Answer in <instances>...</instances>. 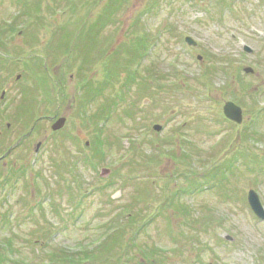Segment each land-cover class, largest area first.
I'll list each match as a JSON object with an SVG mask.
<instances>
[{
    "label": "rangeland",
    "instance_id": "obj_1",
    "mask_svg": "<svg viewBox=\"0 0 264 264\" xmlns=\"http://www.w3.org/2000/svg\"><path fill=\"white\" fill-rule=\"evenodd\" d=\"M21 1L0 0V156L24 139L0 163L8 264L83 257L109 236V252L62 264H264L247 199L255 189L264 205V0H127L97 44L110 0ZM109 69L83 106L84 84ZM228 100L243 123L225 117Z\"/></svg>",
    "mask_w": 264,
    "mask_h": 264
},
{
    "label": "trees",
    "instance_id": "obj_2",
    "mask_svg": "<svg viewBox=\"0 0 264 264\" xmlns=\"http://www.w3.org/2000/svg\"><path fill=\"white\" fill-rule=\"evenodd\" d=\"M125 1H127V0H110L107 3V5L104 7V9H103L101 15L99 16V18L97 19V21L92 23V24L96 25V27H98V29L95 30V36H94L95 37L94 38L95 44H97V42H98V37L97 36L99 35L100 28H102L103 26H106L108 23L114 22L115 13L119 9H121L123 7V4H124ZM90 34H91V31L89 33V46H90ZM90 49L91 48H89V59H90L89 62L92 61L91 50ZM136 53H138V52H136ZM116 54H117L116 52L114 54H112V58L114 60L117 59ZM86 56H88V55H86ZM84 60H86V59L84 58ZM111 69H109V70H111ZM111 71L113 72V74H111L110 71H107L108 72V74L106 75L107 78L105 79L104 83H102L98 87H93L92 84H90L89 87H88L87 83L84 84V87H86L87 89L86 90L83 89L84 93L79 95V96L83 95L82 99L79 101V102H81L83 104V106L84 105L86 106L87 104L88 105L91 104L92 101L97 96H99L101 94L102 86L103 85L105 86V85H108V84L111 83V79H112L113 76H115L117 70L115 71V69H114V70H111ZM134 78L135 77L132 76L131 80L133 81ZM113 105L116 106V104H111L110 109H112ZM103 110H104V108L103 109H99L98 113L101 112V114L94 113L92 118L104 115L105 114V110L104 111ZM98 131H102V129L100 128ZM105 144L107 145L109 143L108 142L106 143L105 140H103V139H98L97 145H96L97 146L96 155L97 154L99 155V159L97 160V162L92 163L95 169L104 160V158H103L104 155L108 154L106 152L107 148H106ZM19 174L24 175L25 173H24V171L20 172V170H19V171H13L10 175L19 176ZM6 180L9 181V178H7ZM146 207H148V206H146ZM116 230H118V228ZM110 237L111 236H109V238L107 240L105 239L98 246H96V249H93V248L89 249V256L88 257H86L87 254H84V256L82 257V253H75L76 256L75 255L69 256L68 254L65 253V251H62V252H58V253H53L54 256L56 255L55 257H56L57 260L54 261V259H52L53 256L51 257V260L53 262H55L56 264H62V263H65V262H73L74 260L81 261V259H84V258H88V259H91L90 261H93L95 256H97V253H101V251L109 252L110 250H112L114 248L115 239H110ZM5 240H7V241H5ZM5 240L0 241L1 242L0 243V264H8L9 259L11 258L12 254L16 252V249L13 247L11 238L9 237V238H7ZM73 256H75V257H73ZM57 262H59V263H57ZM108 264H128V262H126L124 260L123 256L119 255L117 260H116V258L114 260L112 259V263L108 262Z\"/></svg>",
    "mask_w": 264,
    "mask_h": 264
},
{
    "label": "water",
    "instance_id": "obj_3",
    "mask_svg": "<svg viewBox=\"0 0 264 264\" xmlns=\"http://www.w3.org/2000/svg\"><path fill=\"white\" fill-rule=\"evenodd\" d=\"M186 41L192 45L196 44V41L191 37H186ZM245 48H246V50L251 51L250 47H245ZM199 59H201V56H199ZM245 71L247 73H251L254 70L251 67H246ZM224 113H225L226 117L229 118L230 120H233L237 123L243 122V109L241 106L237 105L233 101H227L225 103ZM65 123H66L65 117L59 118L52 125V129L54 131H57V130L61 129L62 127H64ZM154 129L157 131H160V130H162V126L160 124H156V125H154ZM40 146H41V142L37 145L36 151H39ZM248 200H249V203H250L252 209L254 210V212L260 218L264 219V206H263V204L259 198V195L257 194V192L255 190H250L249 195H248Z\"/></svg>",
    "mask_w": 264,
    "mask_h": 264
},
{
    "label": "flooded vegetation",
    "instance_id": "obj_4",
    "mask_svg": "<svg viewBox=\"0 0 264 264\" xmlns=\"http://www.w3.org/2000/svg\"><path fill=\"white\" fill-rule=\"evenodd\" d=\"M1 59V58H0ZM21 77V74H18L17 75V78H20ZM5 94H6V90H3L2 91V93H1V95H0V102L1 101H3L4 99H5ZM22 114H24V113H22ZM26 135H29V133L28 134H26ZM2 137H4V135H2V134H0V138H2ZM23 140L24 139H20V141H18V142H16V144H14V145H12L2 156H0V163L2 162L3 164H6V160H8L9 159V156L14 152V150L17 148V147H19V145H21L22 143H23ZM41 142V141H40ZM39 142V143H40ZM38 143V144H39ZM38 144H36V146L38 145ZM42 144H43V142H42ZM42 144H41V146H40V148H39V151H40V149H41V147H42ZM35 151H36V149H35ZM37 152V151H36ZM37 154V153H36Z\"/></svg>",
    "mask_w": 264,
    "mask_h": 264
}]
</instances>
